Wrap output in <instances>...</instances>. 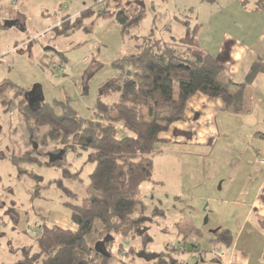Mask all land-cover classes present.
Wrapping results in <instances>:
<instances>
[{"label": "rangeland", "instance_id": "obj_1", "mask_svg": "<svg viewBox=\"0 0 264 264\" xmlns=\"http://www.w3.org/2000/svg\"><path fill=\"white\" fill-rule=\"evenodd\" d=\"M103 1V5H97ZM134 1L0 0V21H14L9 28H0V83L10 82L26 92H33V99L40 97L49 104L68 102L80 117L89 119L94 115L102 87L122 73L113 63L134 53L138 39L153 34L154 39L160 38L182 49L185 22H190V27L197 24L201 30L199 41L196 36V49L215 53L225 34L238 27L226 22L227 14L210 16L228 11L238 21L242 10L240 0H226L225 4V0L220 4L205 0H136L145 5V18L131 37H122L115 17L119 12L132 13L136 9ZM91 7L109 11L105 17L94 15L85 19L83 27L69 36H56L54 29L63 21L72 23ZM238 86L233 84L232 91ZM177 90L176 85V97ZM19 98L22 97L12 98L8 107L0 105V154L6 156L21 157L32 148L20 114ZM103 100L112 104L117 96ZM185 121L186 118L182 122ZM172 126L160 135L151 155L152 179L141 185L138 194L146 206V227L153 239L147 249L152 253L165 252L166 258L177 264H228L226 247L213 241L216 233H212L219 229L222 213L213 215L214 204L208 209L206 199L223 193L228 156L230 153L234 158L236 152L227 151L222 143L213 154L207 151L211 148L194 153L187 146L178 147L176 140L188 142L191 138L182 136L187 132H181L179 138V131H175V136H167ZM225 126L223 122L221 127L225 129ZM44 161L48 162V158ZM86 162V153L69 152L64 165H69L71 172L77 174L75 178L66 179L63 167L22 165L20 173L9 159L0 157V264H21L26 256L35 255L39 251V226L44 223L50 227L77 229L71 219L69 203L79 204L89 193V174L94 164ZM59 180L77 194L76 200L64 194L57 184ZM157 208L166 216H154ZM126 245L141 249L138 239ZM195 246L202 254L191 251ZM114 253L112 264H145V259L139 255L131 253L127 257L117 253V249Z\"/></svg>", "mask_w": 264, "mask_h": 264}, {"label": "trees", "instance_id": "obj_2", "mask_svg": "<svg viewBox=\"0 0 264 264\" xmlns=\"http://www.w3.org/2000/svg\"><path fill=\"white\" fill-rule=\"evenodd\" d=\"M205 1L220 4L224 0ZM240 2L243 8L253 6L254 11L264 10V0ZM133 3L136 9L132 13L119 12L115 17L122 37H131L146 15L142 2L135 0ZM108 11V8H88L76 21H63L54 29L55 34L69 36L83 27L85 19L94 15L105 17ZM12 23L14 21H0V28H9ZM190 25L185 22L186 34L181 39L185 47L182 49L160 38L154 39L153 34L138 39L134 53L113 63L122 73L102 87L94 115L89 119L80 117L68 102L40 101L32 105L31 92L10 82L0 83L2 107H8L12 98L22 97L19 110L32 144L31 151L21 157L1 153V158L9 159L20 173L22 165L63 167L66 179L75 178L77 174L71 172L69 165H64L69 152L86 153V163L94 164L89 174L88 195L79 204L69 203L71 219L77 229L50 227L48 223L40 225L39 251L26 256L21 264H112L116 257L114 249L127 257L131 253L139 255L145 259V264H177L167 259L165 252L152 253L147 249L153 239L146 227V206L138 194L141 185L152 179L151 155L160 135L173 124L184 121L188 102L196 94L221 99L229 108L244 90V86L239 85L233 92L234 83L226 77L218 61L196 49L200 28L197 24ZM113 95L117 96L115 103L104 102V97ZM63 151L62 161H49L50 156ZM46 158L48 162L44 161ZM57 184L67 197L77 199V194L67 188L63 180ZM153 215L166 216L158 208ZM213 237V241L226 247L233 243L232 232L224 228H219ZM132 239L139 240L140 250L126 245ZM191 251L202 254L197 246Z\"/></svg>", "mask_w": 264, "mask_h": 264}, {"label": "crops", "instance_id": "obj_3", "mask_svg": "<svg viewBox=\"0 0 264 264\" xmlns=\"http://www.w3.org/2000/svg\"><path fill=\"white\" fill-rule=\"evenodd\" d=\"M241 9L238 21L228 11L210 16L227 14L226 22L238 28L225 34L215 53L203 50L218 61L231 82L245 86L239 106L227 108L219 99L196 94L188 102L186 121L173 124L167 136L179 131L181 138V132H187L182 136L190 141L175 144L193 152L211 148L207 151L213 154L220 143L236 152L234 158L228 156L223 193L206 199L208 209L214 204L212 214L222 213L219 228L226 226L233 234L232 245L225 246L228 264H264V10L242 5Z\"/></svg>", "mask_w": 264, "mask_h": 264}, {"label": "water", "instance_id": "obj_4", "mask_svg": "<svg viewBox=\"0 0 264 264\" xmlns=\"http://www.w3.org/2000/svg\"><path fill=\"white\" fill-rule=\"evenodd\" d=\"M32 94H33V92H31ZM32 94H30V95H32ZM41 101V99L40 98H38V100H37V104L39 103L38 101ZM63 155H64V151L63 152H60V154H58V155H54V156H50V162H56V161H60V160H62L63 159ZM216 231L217 230H215V231H212V233H216Z\"/></svg>", "mask_w": 264, "mask_h": 264}, {"label": "flooded vegetation", "instance_id": "obj_5", "mask_svg": "<svg viewBox=\"0 0 264 264\" xmlns=\"http://www.w3.org/2000/svg\"><path fill=\"white\" fill-rule=\"evenodd\" d=\"M34 96H35V95H34ZM30 100H31V104H32V105H35L36 103L34 104V102H35V101L37 102L38 99H37V100H36V99H33V96H31V97H30Z\"/></svg>", "mask_w": 264, "mask_h": 264}, {"label": "built area", "instance_id": "obj_6", "mask_svg": "<svg viewBox=\"0 0 264 264\" xmlns=\"http://www.w3.org/2000/svg\"><path fill=\"white\" fill-rule=\"evenodd\" d=\"M263 162H264V160H263Z\"/></svg>", "mask_w": 264, "mask_h": 264}]
</instances>
